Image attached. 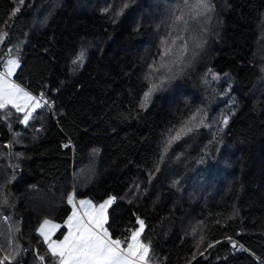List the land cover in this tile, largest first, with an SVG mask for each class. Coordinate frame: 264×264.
<instances>
[{
	"label": "trees",
	"instance_id": "1",
	"mask_svg": "<svg viewBox=\"0 0 264 264\" xmlns=\"http://www.w3.org/2000/svg\"><path fill=\"white\" fill-rule=\"evenodd\" d=\"M195 4L0 0V72L48 103L0 109V264H59L72 194L151 264H264V0Z\"/></svg>",
	"mask_w": 264,
	"mask_h": 264
},
{
	"label": "snow or ice",
	"instance_id": "2",
	"mask_svg": "<svg viewBox=\"0 0 264 264\" xmlns=\"http://www.w3.org/2000/svg\"><path fill=\"white\" fill-rule=\"evenodd\" d=\"M20 2L22 4L23 0H20ZM124 7H127V5H124ZM194 7H203L210 10L208 0H196ZM176 19L177 22L183 21V15L178 16ZM6 35L7 33L0 35V43L3 42ZM10 53L11 49H9ZM167 54L168 50L166 49L165 55ZM18 66L19 61L17 59H8L4 71L0 72V109L11 104L17 112L24 113L22 122L27 124L29 119L34 118L33 112L42 107L41 100H43V96L42 94L39 98L33 96L12 81L11 77ZM146 79L150 78L146 77ZM157 87L153 83L148 91L144 93L140 105L142 108L150 102V97L157 90ZM192 119L194 120L195 116ZM223 123L227 125L228 119L225 118ZM188 130L191 131L190 128ZM183 132L184 129H180L173 139H179ZM114 199V197H110L98 206L90 200H81L79 210H77L74 204V194L69 195L68 203L73 205V212L68 217V232L62 240H51L52 233L60 226L49 220L44 221L40 227V233L48 243L52 256L58 257L59 264H151L150 242L145 243L141 240L144 227L143 220L137 218L140 227L130 230L123 239L113 238L105 227L107 207ZM203 239L201 237V242ZM209 246L211 247V245Z\"/></svg>",
	"mask_w": 264,
	"mask_h": 264
},
{
	"label": "crops",
	"instance_id": "3",
	"mask_svg": "<svg viewBox=\"0 0 264 264\" xmlns=\"http://www.w3.org/2000/svg\"><path fill=\"white\" fill-rule=\"evenodd\" d=\"M84 200H87L86 198H84ZM81 200H74V204L76 205V209L77 210H79V202H80ZM111 205V204H110ZM108 206L107 207V210L111 207V206ZM72 212H73V210L71 211V215H72ZM106 214H107V211H106ZM70 215V216H71ZM49 221H51V220H49ZM66 221H68V219L66 220ZM108 221V220H107ZM53 224H57V225H59L60 227L59 228H57L53 233H52V235H51V240H54V241H56V240H62L63 239V237L61 236V237H59L58 238V234H59V231L61 230V229H63V228H65V233H64V235H67V232H68V228H67V222L65 223V224H63L62 225V223H58V222H55V221H51ZM41 227V226H40ZM38 233H39V235L40 236H42L41 235V233H40V228H39V231H38ZM42 239L45 241V238H44V236H42ZM46 242V241H45Z\"/></svg>",
	"mask_w": 264,
	"mask_h": 264
},
{
	"label": "rangeland",
	"instance_id": "4",
	"mask_svg": "<svg viewBox=\"0 0 264 264\" xmlns=\"http://www.w3.org/2000/svg\"><path fill=\"white\" fill-rule=\"evenodd\" d=\"M9 59H17L18 61H19V58L18 57H16V56H12L11 58H9ZM19 66H21V64H20V61H19ZM19 66L15 69V72H14V74L17 72V70H18V68H19ZM5 68V67H4ZM4 71V69L2 70V72ZM14 74H13V76L11 77V79H12V81L15 83V84H17L13 79V77H14ZM21 87V86H20ZM22 88V87H21ZM22 89H24V88H22ZM25 90V89H24ZM26 92H28V93H30V91L29 90H25ZM31 94V93H30ZM32 95V94H31ZM42 104V103H41ZM7 106H11L12 107V105L11 104H9V105H7ZM12 108H14V107H12ZM20 113H22V114H24L23 112H20ZM140 227V226H139ZM143 230H144V227H143ZM141 234H143V231H142V233Z\"/></svg>",
	"mask_w": 264,
	"mask_h": 264
},
{
	"label": "built area",
	"instance_id": "5",
	"mask_svg": "<svg viewBox=\"0 0 264 264\" xmlns=\"http://www.w3.org/2000/svg\"><path fill=\"white\" fill-rule=\"evenodd\" d=\"M40 96H41V95H40ZM40 96H38V98H39ZM41 103H42V106H43V105H44V106H45V105H48V103H47V102H45V101H44V99H43V100H41ZM3 219H4V221H5V220L7 219V217H6V216H4V217H3Z\"/></svg>",
	"mask_w": 264,
	"mask_h": 264
}]
</instances>
